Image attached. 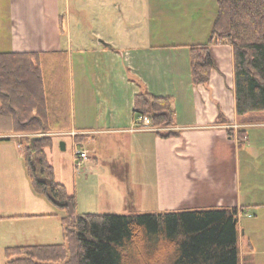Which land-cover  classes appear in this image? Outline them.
I'll return each mask as SVG.
<instances>
[{"label": "crops", "instance_id": "1", "mask_svg": "<svg viewBox=\"0 0 264 264\" xmlns=\"http://www.w3.org/2000/svg\"><path fill=\"white\" fill-rule=\"evenodd\" d=\"M104 1L99 0V5ZM9 2V12L0 20V52L67 54L65 72L54 63L56 54L47 55L48 62L42 65L48 131L16 132L0 115L2 155L7 153L6 142L16 139L29 190L37 195L34 198L42 194L31 184L24 145L34 137H51L48 159L56 181L62 183L50 156L53 136L68 134L73 150L71 182L76 190L79 185L85 194L95 196L99 212L216 206L240 211L264 205L257 198L259 189L250 190L259 182L254 175L264 168V144L240 146L237 130L230 134L228 129L230 120L241 116L235 105L233 47L226 43L211 46L215 65L210 79L193 84L188 45L206 41L209 28L199 31L197 38L171 43L163 35L156 38L153 32L131 31V25L118 27L101 18L102 31L87 30L82 24L74 34L70 20L64 29L61 18L50 29L44 0ZM65 34L66 40L62 38ZM141 90L171 97L173 125L139 126L133 105ZM238 123L243 128V121ZM77 150L87 157L76 158ZM77 160H81L79 165ZM35 206L47 208L42 203ZM6 211L0 204V220L6 218ZM45 215L49 219L55 213ZM248 253L259 264L254 253Z\"/></svg>", "mask_w": 264, "mask_h": 264}, {"label": "trees", "instance_id": "2", "mask_svg": "<svg viewBox=\"0 0 264 264\" xmlns=\"http://www.w3.org/2000/svg\"><path fill=\"white\" fill-rule=\"evenodd\" d=\"M216 1L207 40L188 45L192 83L210 79L215 65L210 44L227 40L233 47L236 113L264 111V0ZM49 54H56L54 63L65 72V51L0 52V115L13 131L51 128L46 124L42 87V65ZM134 98L135 114L148 115L152 126L174 124L171 97L141 90ZM236 133L242 146L246 129L238 128ZM51 146L48 136L38 137L32 145L27 140L24 161L34 190L68 210L61 217L64 242L8 245L5 264H239L237 207L75 212V194L55 179L48 159Z\"/></svg>", "mask_w": 264, "mask_h": 264}, {"label": "rangeland", "instance_id": "3", "mask_svg": "<svg viewBox=\"0 0 264 264\" xmlns=\"http://www.w3.org/2000/svg\"><path fill=\"white\" fill-rule=\"evenodd\" d=\"M102 1V0H100ZM116 1V2H115ZM98 2V3H97ZM115 3V6H114ZM9 0H0V20L9 12ZM44 15L50 24V29L58 19L63 20L66 29L70 20L71 31L74 34L79 25L101 30V18L112 21L118 27L131 25V31L153 32L155 37L169 39L171 43L192 38L204 30L210 31L211 23L216 15V0H105L99 5V0H44ZM121 15V19L118 17ZM69 15V19L67 16ZM109 25V24H106ZM140 31V32H143ZM208 31V33H209ZM139 32V31H138ZM193 32L196 35H192ZM191 34V35H190ZM190 35V36H188ZM208 36V35H207ZM67 35L62 36L66 40ZM88 39V37H86ZM161 38V39H162ZM208 38V37H207ZM226 43L227 40L213 42ZM212 55V54H211ZM213 58V57H212ZM215 62V60H214ZM243 121L247 137L243 146L264 144V111L247 112L230 120L229 128L237 130L238 121ZM242 123V122H241ZM55 146L51 160L56 166L57 179L67 184L69 193L75 194V212H99L95 196L85 194L78 185L77 190L71 180L72 147L71 136L68 134L54 135ZM65 142L60 148V142ZM1 143V142H0ZM17 141L6 142L7 153L2 155L0 149V204L6 211V218L0 220V264H5L4 249L8 245L19 244H54L63 241L61 217L67 214L66 208L61 209L51 204L46 195L37 196L30 191L28 178L22 166V150L17 147ZM82 170L81 165L78 166ZM254 175L259 182L253 183L251 191H257L259 202L264 201V168ZM28 192L24 194V191ZM32 194V195H31ZM43 204L47 208L35 205ZM55 213L47 219V213ZM17 217H14V216ZM53 219V220H51ZM238 245L239 264H255L249 252L254 253L259 264H264V205L244 208L238 213ZM252 260V262H251Z\"/></svg>", "mask_w": 264, "mask_h": 264}, {"label": "built area", "instance_id": "4", "mask_svg": "<svg viewBox=\"0 0 264 264\" xmlns=\"http://www.w3.org/2000/svg\"><path fill=\"white\" fill-rule=\"evenodd\" d=\"M137 121H139V126L140 127H148V126L152 125V121H151V119H150V117L148 115L138 116L137 117ZM75 156H76V158L83 160V159L86 158L87 154L84 151L77 150L76 153H75ZM81 160H77V165L80 164Z\"/></svg>", "mask_w": 264, "mask_h": 264}, {"label": "water", "instance_id": "5", "mask_svg": "<svg viewBox=\"0 0 264 264\" xmlns=\"http://www.w3.org/2000/svg\"><path fill=\"white\" fill-rule=\"evenodd\" d=\"M37 138H38V137H34V138H32L31 141H30V145H32L33 141H34L35 139H37ZM60 148H64V142H63V141H61V143H60Z\"/></svg>", "mask_w": 264, "mask_h": 264}]
</instances>
